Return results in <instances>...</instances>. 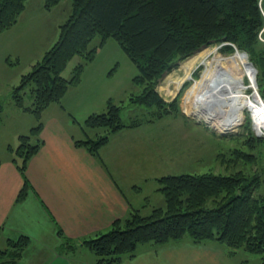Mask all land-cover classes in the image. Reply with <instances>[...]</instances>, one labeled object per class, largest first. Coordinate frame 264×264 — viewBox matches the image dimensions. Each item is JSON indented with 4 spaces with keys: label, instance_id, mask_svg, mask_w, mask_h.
Instances as JSON below:
<instances>
[{
    "label": "trees",
    "instance_id": "trees-1",
    "mask_svg": "<svg viewBox=\"0 0 264 264\" xmlns=\"http://www.w3.org/2000/svg\"><path fill=\"white\" fill-rule=\"evenodd\" d=\"M61 0H44L47 9ZM27 0H0V33L16 24ZM264 0H71V12L61 23L57 40L24 73L12 88L14 104L36 116V123L10 147L13 161L24 175L17 200L26 196V168L43 144L42 113L60 102L68 89L81 80V73L109 38H114L134 61L137 90L127 100H109L101 112L90 114L83 125L85 138L75 140L100 157V149L111 134L141 122L122 117V109L138 104L151 109L145 120H153L177 107L156 90L159 77L179 58L192 55L213 41H229L250 52L264 55ZM98 38V42H92ZM80 56L70 78L63 75L68 62ZM264 89V84L262 86ZM31 97L26 102V95ZM126 101H128L126 103ZM89 129L94 130V136ZM255 144L264 137H254ZM258 141V142H257ZM165 206L143 214L132 209L129 216L115 219L110 227L82 240L95 255L94 264H118L134 257L143 243L164 244L189 236L194 242L219 240L232 250L262 255L264 264V171L168 174L158 177ZM62 236L60 252H72L78 242ZM0 247V264H14L29 243L26 235L7 240Z\"/></svg>",
    "mask_w": 264,
    "mask_h": 264
},
{
    "label": "crops",
    "instance_id": "crops-1",
    "mask_svg": "<svg viewBox=\"0 0 264 264\" xmlns=\"http://www.w3.org/2000/svg\"><path fill=\"white\" fill-rule=\"evenodd\" d=\"M46 50L33 56L29 64L33 66ZM11 56L16 57L17 64ZM20 56L18 50H12L4 61L8 67L17 68ZM87 68L80 82L42 113L43 144L28 162L26 178L31 187L20 200L17 196L24 175L13 161L9 150L13 145L0 147L4 152H0V247L20 235L29 238L14 264H94L95 255L80 240L107 230L115 219L129 216L132 209L142 212L150 195L157 194L158 185L145 189V184L159 183L157 144L150 133L141 131L146 127L125 128L112 134L101 147L100 157L75 143L85 138L86 118L103 111L112 100L102 82L110 73L107 67L94 71ZM79 109H83L82 116L77 114ZM25 132L19 131L18 137ZM59 228L64 235L80 241L72 252H60ZM227 248L223 242H194L189 237L160 245L143 243L134 257L118 264H240L238 253L230 254Z\"/></svg>",
    "mask_w": 264,
    "mask_h": 264
},
{
    "label": "rangeland",
    "instance_id": "rangeland-1",
    "mask_svg": "<svg viewBox=\"0 0 264 264\" xmlns=\"http://www.w3.org/2000/svg\"><path fill=\"white\" fill-rule=\"evenodd\" d=\"M70 12L71 0H61L59 4L50 9L44 6V0H27L26 7L18 18L20 19L19 24L13 29H6L0 33V147L11 143L16 148L20 142L18 132L22 130L27 132L28 126L37 121L34 114L17 108L12 100L11 88L19 84L23 72L31 70L32 66L29 62L34 58L33 56L42 54L41 50L49 48L56 37L58 38L60 25ZM260 39L264 42L262 34ZM98 40L96 38L92 44L97 43ZM206 48L216 50L225 58L231 57L237 50L246 52L248 60L256 68L258 92L262 96L254 95L255 89L250 87L247 89V97L249 96L251 102L261 101V98H264V89L262 88L264 60L261 57H252L248 50L240 48L232 42L213 41L192 55L177 59L169 70L159 77L156 90L166 102H176L177 107L169 109L168 113L159 118L145 120V116H150L151 109L149 107L138 104L126 105L122 109L123 120L128 122L135 116L141 117L139 124L126 127V129L146 127L141 131L150 133L153 141H156L157 177L168 174H202L205 172L232 174L238 171H243L248 175L257 172L263 174L264 143L257 141L258 144H255L254 137H260V135H257L254 128L255 118L252 115L251 106H247L244 110L243 121L234 129L227 131L210 125L204 118L193 113L192 107L190 108V103L193 104L196 98L190 100L188 96L189 100H187V92L196 80L201 79L205 69V65L201 62V55L196 60L194 57ZM12 50H18L21 54V65L17 68L16 65L8 67L4 61L5 58L7 60L8 53ZM216 52L211 55V60L214 59ZM260 55L264 57L263 54ZM14 56H11L13 57L12 61L17 64V59ZM80 60V56H74L68 62L63 75L70 78ZM86 66L88 67L87 71L107 67L110 73L102 79V82L106 92L108 94L110 92L112 100L115 102L127 100L129 95L137 90L136 84L133 82L134 76L138 73L137 66L114 38H109L98 48L95 58ZM245 79L247 82L249 81L248 77ZM8 83L13 86H8ZM213 89L215 90L214 94L227 95V92L220 86L213 85ZM251 95L255 98L250 97ZM25 100L30 102L29 94L26 95ZM186 101L189 102V105ZM210 108L211 104L206 101V110ZM79 110L77 114L82 116L81 110L83 109ZM89 132L94 136V130L89 129ZM2 151L0 148V152L4 153ZM152 185L160 187L159 183L150 182L145 184V189H149ZM150 197L152 198L143 205L141 212L143 214L150 213L156 207L165 206L164 194L159 188L157 194L153 193ZM186 237L189 236L182 239ZM210 241L220 242L219 240ZM227 252L230 254L237 252L240 264H263L261 254L247 252L243 249L232 250L229 247ZM90 253L92 252L90 251ZM86 256L91 257L89 254Z\"/></svg>",
    "mask_w": 264,
    "mask_h": 264
},
{
    "label": "bare ground",
    "instance_id": "bare-ground-1",
    "mask_svg": "<svg viewBox=\"0 0 264 264\" xmlns=\"http://www.w3.org/2000/svg\"><path fill=\"white\" fill-rule=\"evenodd\" d=\"M215 52L214 49L206 48L194 57L196 60L201 55L205 69L201 79L196 80L187 92V100L188 96L190 100L196 98L193 104L190 103L191 110L210 125L227 131L234 129L243 121L244 110L251 106L257 125L260 130H264V98L251 102L249 96L247 97V89L250 87L255 89L254 95L262 97L258 92L256 68L250 64L248 55L237 50L234 55L225 58L216 52L214 59L211 60L210 57ZM245 77H248V82ZM213 85L223 88L227 95L214 94ZM250 97L255 98L253 95ZM206 101L211 104L208 110ZM186 102L189 105V102Z\"/></svg>",
    "mask_w": 264,
    "mask_h": 264
},
{
    "label": "built area",
    "instance_id": "built-area-1",
    "mask_svg": "<svg viewBox=\"0 0 264 264\" xmlns=\"http://www.w3.org/2000/svg\"><path fill=\"white\" fill-rule=\"evenodd\" d=\"M258 123H256V119H255V122H254V128H255V130H256V132H257V135L259 136L260 135V137L261 136H264V130H260V128H259V126L257 125Z\"/></svg>",
    "mask_w": 264,
    "mask_h": 264
},
{
    "label": "water",
    "instance_id": "water-1",
    "mask_svg": "<svg viewBox=\"0 0 264 264\" xmlns=\"http://www.w3.org/2000/svg\"><path fill=\"white\" fill-rule=\"evenodd\" d=\"M210 43H211V42H210ZM208 44H209V43H206V44L202 45V46H201L200 48H198L196 51H198V50H200L201 48L207 46ZM196 51H195V52H196ZM195 52H194V53H195ZM244 53H246V52H244ZM246 54H247V53H246ZM249 62H250V64H251L253 67H255L251 61H249ZM163 74H165V72H164Z\"/></svg>",
    "mask_w": 264,
    "mask_h": 264
}]
</instances>
